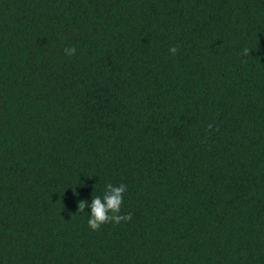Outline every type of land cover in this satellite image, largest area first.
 Here are the masks:
<instances>
[{
    "label": "trees",
    "instance_id": "trees-1",
    "mask_svg": "<svg viewBox=\"0 0 264 264\" xmlns=\"http://www.w3.org/2000/svg\"><path fill=\"white\" fill-rule=\"evenodd\" d=\"M0 264H264V0H0Z\"/></svg>",
    "mask_w": 264,
    "mask_h": 264
}]
</instances>
